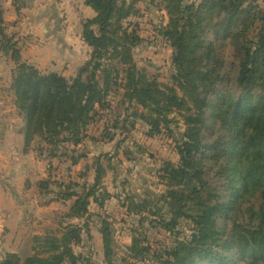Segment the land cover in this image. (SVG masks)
Masks as SVG:
<instances>
[{
  "label": "trees",
  "instance_id": "trees-1",
  "mask_svg": "<svg viewBox=\"0 0 264 264\" xmlns=\"http://www.w3.org/2000/svg\"><path fill=\"white\" fill-rule=\"evenodd\" d=\"M2 1L0 50L15 63L13 89L25 119L26 146L38 142L39 155L50 160L48 177L38 185L39 204L73 203L54 211L42 234L29 236L0 264H100L87 250L94 224L103 239L102 264H264L260 2L83 0L93 13L82 36L90 54L75 75H66L24 58ZM21 2L14 0L19 15ZM141 2L168 16L155 34L173 48L172 85L148 76L136 61L135 50L151 43L139 31L142 25L133 22L142 15ZM117 94L119 108L113 101ZM140 122L149 140L176 149L179 158L161 162L162 195L148 190L124 197L110 191L106 179L117 172L115 160L121 161L122 151L136 160L124 145ZM108 145L112 151L98 149ZM90 158L76 173L74 166ZM63 171L66 180L60 177ZM114 199L127 216L140 217V229L165 232L173 245L156 249L135 229L120 256L114 223L105 212ZM93 203L104 213L92 212Z\"/></svg>",
  "mask_w": 264,
  "mask_h": 264
},
{
  "label": "crops",
  "instance_id": "crops-1",
  "mask_svg": "<svg viewBox=\"0 0 264 264\" xmlns=\"http://www.w3.org/2000/svg\"><path fill=\"white\" fill-rule=\"evenodd\" d=\"M21 1V15H19L14 0H3L2 5L5 11V20L10 24V31L17 36L23 45L25 59L44 71L62 73L64 70L71 71L72 69L65 68L71 67L74 62L77 64V69L87 61L90 48L83 41L82 36L84 25L93 13L83 0ZM152 32L158 37L154 30ZM14 69V61L0 50V236L4 237V240H0V260L8 252H18L29 236L42 234L43 228L49 224V217L54 211L61 209L66 211L73 203V201L66 203L55 201L48 206L39 204L38 185L40 181L48 177L50 160L39 155L35 146L36 142L30 147L26 146L25 119L21 114L13 89ZM97 131L98 128H95L94 132ZM108 146H111L108 151H112V145ZM92 147L95 148L94 151L98 148ZM102 148L98 149L100 151L106 150V147ZM120 159L122 161V153ZM55 161L54 164L58 165ZM82 161L86 163L83 168H80ZM91 162L92 158L81 160L79 164L74 166L75 172L84 170L85 166ZM67 163L69 161L66 162V165ZM110 174L114 175L113 172ZM91 176H94V171H92ZM60 177L66 180V171L60 173ZM30 189L35 193L33 204L24 199L25 192ZM110 191L112 190L110 189ZM117 203L126 210L119 200L114 199L106 205L105 212L110 215V211ZM29 206H33L36 214L45 213V218L42 219L43 225L41 229L29 234L26 239L24 238L25 240L19 248H10L13 244L8 245L5 241L9 242L12 239L16 242L20 232L27 225L25 218L29 216ZM90 209L95 213H104V209H100L95 203L91 204ZM13 212L19 220L12 217L11 213ZM39 220L40 218L37 219V221Z\"/></svg>",
  "mask_w": 264,
  "mask_h": 264
},
{
  "label": "rangeland",
  "instance_id": "rangeland-1",
  "mask_svg": "<svg viewBox=\"0 0 264 264\" xmlns=\"http://www.w3.org/2000/svg\"><path fill=\"white\" fill-rule=\"evenodd\" d=\"M258 1L264 7V0ZM138 6L142 11V15L140 19L134 18L133 22L140 23L142 25L139 31L142 32L143 36H147L151 43H148V45L146 44L145 46L143 45V47L140 46L135 50L136 61L141 70H144L148 76H159V79L162 82L172 85V75L174 73V67L172 63L173 48L170 43L161 40L160 35L156 37L152 32L153 30L157 32L158 26H162L163 23L168 22L167 14L166 12L157 8L148 10L147 4L144 2H141ZM116 63L120 69L123 68L120 62L117 61ZM76 65V62H74L71 67L65 68L72 70H64V73L66 72V75H75L78 69V67L76 69ZM121 97L122 96L119 94L114 95L113 97V101H115V105L118 108L120 106L119 102L121 101ZM136 109L143 111L142 107L137 106ZM181 129L184 130L183 127ZM146 131L147 127L142 125V122H140V124L134 130L133 137L130 138L131 140H129V142L124 145L126 149L125 152H130L131 157L136 160L129 161L122 151V162L119 161V159L115 160L117 172L114 175L110 174L106 179V184L108 187L115 193L123 194L124 197L134 193H138V195L142 196L145 195L146 191L148 190L153 191L155 194L162 195L165 192L166 187L160 183L158 178V171L162 165L161 162L168 159H174V161H178L179 154L176 149L171 151L169 147L162 145L157 140H149L146 136ZM36 144L38 145V142L35 143V146L38 147ZM110 149L111 146L106 147V150ZM55 163L58 164L59 162L56 160ZM85 163V161H82L79 167L83 168ZM69 164L70 161L66 166ZM24 199L31 202L32 204L35 202V193L32 189L25 192ZM29 207V216H26L25 218L27 225H24L25 228L20 232L21 234L18 236V239H16V242L12 239H10L9 242L5 241V243L8 245L13 244L10 246V248H19L23 240H25L29 234L41 229L43 225L42 219L44 220L45 213L39 212L36 214L33 210V206ZM11 215L15 219L19 220L14 212L11 213ZM39 218L40 220L37 221ZM139 218L140 217L136 215L127 216L126 211L119 203H117L110 211V219L114 223L117 243L116 245L120 256L124 255V247L131 244V235L135 233V229L138 230L137 234H145L152 242L153 247L156 249H160V244H162L164 247H171L173 245V238L169 237L165 232H152L151 229L148 231V228L146 231L140 229L138 226ZM93 227V234L95 238L92 240L87 238V250L94 251L95 259H97L98 263L100 262V264H102L103 239L102 235L96 228V224H94ZM0 240H4V237L0 236Z\"/></svg>",
  "mask_w": 264,
  "mask_h": 264
}]
</instances>
